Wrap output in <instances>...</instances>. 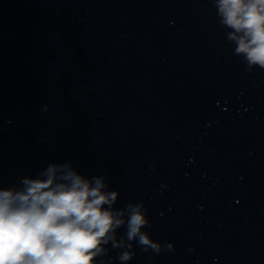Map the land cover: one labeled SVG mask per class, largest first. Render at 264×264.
Listing matches in <instances>:
<instances>
[{"label":"clouds","instance_id":"1","mask_svg":"<svg viewBox=\"0 0 264 264\" xmlns=\"http://www.w3.org/2000/svg\"><path fill=\"white\" fill-rule=\"evenodd\" d=\"M219 23L230 31L245 71L264 69V0H214ZM102 177L91 179L69 163H50L35 178L0 186V264H111L109 248L120 250V264L136 252L173 250L154 241L143 202L115 209L118 190L107 191ZM123 227L125 232L119 235Z\"/></svg>","mask_w":264,"mask_h":264}]
</instances>
